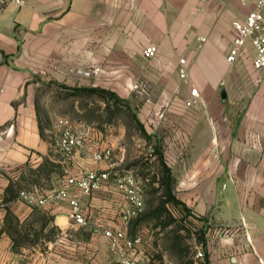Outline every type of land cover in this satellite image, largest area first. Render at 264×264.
<instances>
[{
  "label": "crops",
  "instance_id": "obj_1",
  "mask_svg": "<svg viewBox=\"0 0 264 264\" xmlns=\"http://www.w3.org/2000/svg\"><path fill=\"white\" fill-rule=\"evenodd\" d=\"M253 8L237 0H0V264H109L102 231L119 228L127 205L112 184L82 197L92 239L80 261V226L67 202L18 200L21 190L59 189L87 170L128 171L123 137L84 123L85 147L65 156L53 116L44 125L38 80L113 91L146 130L166 107L165 159L175 195L205 231L208 264H264V75L252 66L250 45L226 60L233 22ZM150 46L158 52L146 59ZM191 86L200 98L187 107ZM102 151L110 160L89 155Z\"/></svg>",
  "mask_w": 264,
  "mask_h": 264
},
{
  "label": "rangeland",
  "instance_id": "obj_2",
  "mask_svg": "<svg viewBox=\"0 0 264 264\" xmlns=\"http://www.w3.org/2000/svg\"><path fill=\"white\" fill-rule=\"evenodd\" d=\"M35 83L36 102L42 116L47 118L43 121L45 126L50 125V116H53L52 123L58 117L66 116L76 124L84 123L102 132H113L123 137L124 170H132L136 176L144 179V210L131 222L130 233L143 236L148 256L145 260L147 264H192L196 244L199 243L203 232L199 224L193 218L183 219V213L175 210H172V213L176 220L171 221L172 223L165 216L157 218L150 215L161 199L159 183L156 181L159 164L155 157L150 158V154L155 145L161 146L165 154L166 140L170 134L165 122L166 116L161 117V113L166 114L167 108H157L152 122L147 124L146 132H152H147L151 136L149 139L143 135L125 110L107 108L97 95L74 96L72 90L63 88L58 83L46 80H38ZM133 110L136 113V109ZM84 117L92 119L93 122L86 123ZM73 232L78 236L80 252H83L80 254L82 261L92 237L83 227H77Z\"/></svg>",
  "mask_w": 264,
  "mask_h": 264
},
{
  "label": "built area",
  "instance_id": "obj_3",
  "mask_svg": "<svg viewBox=\"0 0 264 264\" xmlns=\"http://www.w3.org/2000/svg\"><path fill=\"white\" fill-rule=\"evenodd\" d=\"M17 5H23L26 0H13ZM239 2H254V8L244 20H235L233 28L235 38L227 54V62L234 63L242 54H245L250 45L252 51L253 68L264 75V0H237ZM158 49L150 46L143 51L146 59L156 56ZM180 78L187 83L188 70L186 60L179 61ZM141 96H147L145 86H135ZM190 97L186 100L187 107H194L200 98L197 88L190 87ZM165 113H161L164 117ZM59 134L58 146L66 157L79 148L85 147L87 131L78 127L71 118L63 116L56 120ZM95 161H107L111 158L110 151L89 154ZM66 186L41 192L38 189L21 190L18 200L35 207H46L61 202H67L71 208V217L75 225L83 227L88 223V218L83 205V196H90L99 192L106 185L112 184L117 192L125 199L127 205L119 215L120 226L118 229L106 228L102 236L106 240L113 256L109 264H144L143 247L145 240L142 235L130 233L131 222L143 212L145 206L144 181L136 176L132 170L118 173L111 170H87L79 176L67 178ZM69 188L75 189L79 194H72ZM143 254V255H142ZM192 264H208L204 243H197Z\"/></svg>",
  "mask_w": 264,
  "mask_h": 264
},
{
  "label": "trees",
  "instance_id": "obj_4",
  "mask_svg": "<svg viewBox=\"0 0 264 264\" xmlns=\"http://www.w3.org/2000/svg\"><path fill=\"white\" fill-rule=\"evenodd\" d=\"M61 87L71 89L74 96H79L80 94L97 95L104 101L107 108H114L120 111L125 110L131 119L137 124V127L142 131L143 135L146 138H151V136L146 132L144 124L138 119L137 114L132 109L130 103L126 99L118 96L115 92L98 87L69 88L65 85H61ZM152 149L153 151L150 154V158L155 157L159 164V171L156 173L158 176L156 181L159 183L158 191L161 192V199L158 206L151 212L150 215L157 218H163L165 216L166 218H169L170 222H174L176 219L173 217L174 213H172V210H175L179 213L182 212L184 217L183 219L185 220L189 219L191 216L195 218L191 210L175 195V177L173 176L172 169L167 164L162 147L155 145ZM204 242L205 231L203 230L199 243Z\"/></svg>",
  "mask_w": 264,
  "mask_h": 264
}]
</instances>
